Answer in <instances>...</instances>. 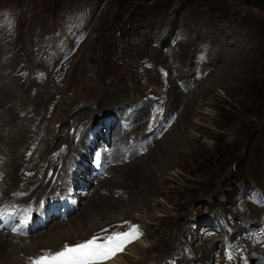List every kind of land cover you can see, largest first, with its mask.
<instances>
[{"label": "rangeland", "instance_id": "rangeland-1", "mask_svg": "<svg viewBox=\"0 0 264 264\" xmlns=\"http://www.w3.org/2000/svg\"><path fill=\"white\" fill-rule=\"evenodd\" d=\"M3 76L24 96L0 97V151L30 160L20 196L62 166L67 180L83 166L72 151L96 137L89 163L102 171L54 252L138 225L118 264L264 257V0H0L1 86ZM56 218L21 235L51 236Z\"/></svg>", "mask_w": 264, "mask_h": 264}, {"label": "bare ground", "instance_id": "bare-ground-1", "mask_svg": "<svg viewBox=\"0 0 264 264\" xmlns=\"http://www.w3.org/2000/svg\"><path fill=\"white\" fill-rule=\"evenodd\" d=\"M8 79L9 78H6V76H5L4 77V83H3L5 85H2L1 86V84H0V97L3 96L4 94H7V93H9V94H16L19 99H21L22 97H24V96H19V94H18V88L16 87V85H15L14 82H9L8 84H6V80H8ZM120 88H122L121 91H124V92L127 90V86H125V85H122V86L120 85ZM9 97L14 98L12 95H10ZM14 111H15V114L14 115H18L19 114V112L16 111V109ZM110 115L113 116V117H115V114L114 113H110ZM8 116H9V120H10V119H12V116L13 115L8 114ZM107 126L109 127V135L112 136L113 129L110 128L109 125H107ZM92 127H94V126H92ZM76 128H77V122H76ZM87 131H83V132H87ZM83 132L81 130L79 131L80 138H81V136L85 137V134ZM102 132H103V134H100V133H97L96 134L98 141L99 140L101 141V138L102 137L105 138L104 128H102ZM111 136H110V138H111ZM149 138H150V136H149ZM82 142H80V139H79V145H81ZM103 142L105 144L108 141H103ZM104 144H102L100 146H103ZM69 147L71 148L70 145H69ZM96 147H95V153H96L95 156H98L99 157L100 155H97L99 150H96ZM90 148H91V142L89 140H86V144L81 145V146L77 147L76 149H74L72 151L71 158H70L71 162L72 161L75 162L74 160H72V157L74 159H78L76 161H79V159L82 157L81 152H87L89 154L88 155V160H89V156L91 155L90 150H89ZM5 157L7 159L10 158V161H7V159L5 160ZM0 158H1L0 159V193H1V196L4 193V195L1 198L2 200H0V204H5L6 206H8L10 208L12 207L17 212H22L19 209L24 208V207H25V209H27L26 211H35L37 208H39V207H41L43 205H48L49 204V199L52 196L57 195L59 192L64 191V183L67 180H65V181H63L61 183V180L64 179V177H62V172L63 171H64L63 173L66 172V169L62 166L61 169L58 172L57 171H54V173H59V174L56 177L54 176V179L51 178V182L50 183L49 182H45L47 180V176H46V177H44V179L42 181H40V178H39V179H36L35 181L33 180L31 182V185H28L29 187L26 188V190L28 191L29 201L25 204V200H27L28 197L27 196H23V197L20 196L19 195L20 188H18L17 186L19 185V183H20L19 181L21 180L20 179L21 178V176H20L21 167L20 166L21 165L22 166H26V164L28 162H30V160H27V161L24 160V162L22 163V161L24 159V156H22V155L8 156V155L4 154L2 151H0ZM1 160H3L4 162H1ZM34 161H35V159H34ZM83 162L84 161H82V163H79V162H75V163L77 165L83 164V166H84V168L86 170V171H83L82 174H80L81 177L84 176V175L86 177V180L84 179L86 181V183H85L86 185L83 186V189L85 190V189H87L88 186L91 185L92 178H91V181H89L90 178L87 177L88 176L87 175V171L88 172H91V170H89V167H87V164L85 163L86 161L84 162L85 164ZM73 165L74 164H72V166ZM102 165L104 166V160H103V164ZM97 167H98V172H93L92 173L93 179L97 178L100 175L99 172L102 171L101 170V162L99 163V166H97ZM27 169L30 170L29 168H27ZM77 169L78 168H76V169L72 168L71 170H72V172L74 171V174H76V170ZM95 176H97V177H95ZM95 181L96 180H94V182ZM37 182H39V184ZM76 182H79V181L77 180ZM45 184H46V186H45ZM38 186H41V187L38 188ZM48 187H50V191H51L52 187H56L58 191H55V193L51 194V196H47L48 193L45 194V190ZM74 190H75V188H74ZM77 192H80V189L79 188H77ZM16 197H18V199H16ZM35 198H36V200H34ZM4 199H6V200H4ZM38 200H39V202L37 203ZM18 201H20L21 204L20 203H16ZM45 201H46V204H44ZM62 207L63 206H61V208ZM68 216H69V214H67L65 216L57 215V214L51 215V219H54L56 217L61 218V220L59 221V223L57 222V224L54 226V228L60 229V230L59 231L52 232L53 234L51 233L52 234L51 236H49V233L43 232V233L38 234L36 237H34L35 236L34 235V236H32V238H30L28 236H24L23 237L21 234H18V236H16L13 233H11L10 231H3V230H6V229H0V264H23V262H25L28 259H30V255L36 253V251H38L39 249L46 248V247L47 248L50 247L48 245L51 242H53L54 247H52L50 249V252H52V250L54 252L55 250L61 248L63 245H60L58 242L61 241L62 243H64L63 241L64 240H68V237H70V233L68 231L69 226H68V229H66L64 227V225L70 224V222L68 224L66 223ZM50 220L44 222V224H42V225L37 226L36 229L37 228H40V227H41V229H43L42 226H45L47 224V222H51L52 221V220L51 221ZM56 220H57V218L55 219V221ZM71 220H72V218H71ZM71 220L68 219V221H71ZM72 223H73V221H71V224L70 225L73 227V224ZM246 223L249 224V222H246ZM259 224H261V223L251 224V225L246 226V227H242V225H243L242 224L240 226V228L241 229H247L248 227H250V228L251 227H256ZM51 230L53 231V227H52ZM51 230H50V232H51ZM31 231H33V229ZM223 234H225L227 237L231 236V235H229L227 233H223ZM66 237H67V239H66ZM18 238H19V240H18ZM29 239L30 240H35L36 242H40V243L39 244H36L35 241H34L35 244L33 243V245L30 243L33 247H32V250L31 249L28 250V248L26 247L27 245H25L24 243H28L29 242ZM31 245H30V247H31ZM251 252L249 253L250 256H251ZM255 252L256 253H259L257 251H255ZM259 254H261V253H259ZM249 259H250V257H249ZM29 261L31 262V259L28 260V262ZM118 263H119V259L114 258L109 264H118Z\"/></svg>", "mask_w": 264, "mask_h": 264}, {"label": "snow or ice", "instance_id": "snow-or-ice-1", "mask_svg": "<svg viewBox=\"0 0 264 264\" xmlns=\"http://www.w3.org/2000/svg\"><path fill=\"white\" fill-rule=\"evenodd\" d=\"M2 215V214H0ZM29 217L24 219L27 226ZM12 228L13 231L23 232ZM143 232L138 225H132L127 231L113 232L105 238L93 236L91 239L75 245H65L58 252H45L39 257L30 258L31 264H105L114 259L118 254L125 253L128 245L141 239ZM231 260L232 254L227 253Z\"/></svg>", "mask_w": 264, "mask_h": 264}, {"label": "water", "instance_id": "water-1", "mask_svg": "<svg viewBox=\"0 0 264 264\" xmlns=\"http://www.w3.org/2000/svg\"><path fill=\"white\" fill-rule=\"evenodd\" d=\"M261 262V263H259ZM252 264H264V257H262L258 253H253L252 254Z\"/></svg>", "mask_w": 264, "mask_h": 264}, {"label": "trees", "instance_id": "trees-1", "mask_svg": "<svg viewBox=\"0 0 264 264\" xmlns=\"http://www.w3.org/2000/svg\"><path fill=\"white\" fill-rule=\"evenodd\" d=\"M258 95H259V96H262V94L260 95V93H259V94L256 93V96H258Z\"/></svg>", "mask_w": 264, "mask_h": 264}]
</instances>
